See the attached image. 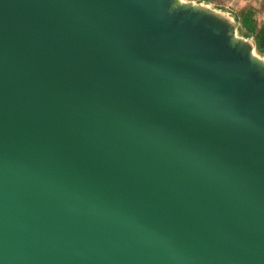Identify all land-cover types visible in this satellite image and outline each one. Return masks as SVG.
<instances>
[{
	"label": "water",
	"instance_id": "95a60500",
	"mask_svg": "<svg viewBox=\"0 0 264 264\" xmlns=\"http://www.w3.org/2000/svg\"><path fill=\"white\" fill-rule=\"evenodd\" d=\"M192 0H0V264H264V55Z\"/></svg>",
	"mask_w": 264,
	"mask_h": 264
},
{
	"label": "rangeland",
	"instance_id": "374dc122",
	"mask_svg": "<svg viewBox=\"0 0 264 264\" xmlns=\"http://www.w3.org/2000/svg\"><path fill=\"white\" fill-rule=\"evenodd\" d=\"M188 1V0H184ZM196 3L201 2L203 4L209 5L213 9H220V10H227L237 17L240 12H244L248 10L247 7H243L242 1H232V0H192ZM256 6L253 8H250L253 11V18L255 19L256 25L259 26H264V0H258L256 1ZM228 6V7H226ZM239 26V24H238ZM238 33V30H237ZM239 35V33H238ZM256 52V50H255ZM257 53V52H256ZM258 54V53H257Z\"/></svg>",
	"mask_w": 264,
	"mask_h": 264
},
{
	"label": "trees",
	"instance_id": "16d2710c",
	"mask_svg": "<svg viewBox=\"0 0 264 264\" xmlns=\"http://www.w3.org/2000/svg\"><path fill=\"white\" fill-rule=\"evenodd\" d=\"M253 16L251 9L240 12L236 17L239 24L238 31L245 37H251L254 41L256 52L264 55V26L258 27Z\"/></svg>",
	"mask_w": 264,
	"mask_h": 264
},
{
	"label": "crops",
	"instance_id": "0c3cea01",
	"mask_svg": "<svg viewBox=\"0 0 264 264\" xmlns=\"http://www.w3.org/2000/svg\"><path fill=\"white\" fill-rule=\"evenodd\" d=\"M232 1H238V0H232ZM239 1H242V6L243 7H247L248 9H250V8H253L254 6H256V1H258V0H239ZM226 7H228V6H226ZM230 12H231V10H230Z\"/></svg>",
	"mask_w": 264,
	"mask_h": 264
}]
</instances>
